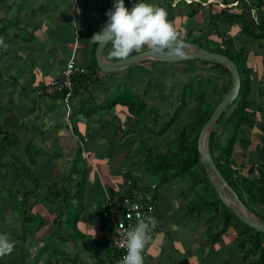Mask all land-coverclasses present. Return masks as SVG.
Listing matches in <instances>:
<instances>
[{
	"label": "crops",
	"instance_id": "1",
	"mask_svg": "<svg viewBox=\"0 0 264 264\" xmlns=\"http://www.w3.org/2000/svg\"><path fill=\"white\" fill-rule=\"evenodd\" d=\"M135 2L128 0L126 6L124 1L125 7ZM148 2L167 11L179 39L191 32L200 34L192 26L196 3ZM112 7L113 0H0V235L14 244L11 254L0 257V264H114L115 250L106 247L110 229L102 211L108 202L124 209L127 202L140 199L154 204L161 221L142 253L145 264H249L253 259L238 248L234 226L213 243L222 229V210L217 214L203 204L199 186L192 190L177 177L162 182L146 167L149 157L166 153L173 129L188 116L189 110L182 111L173 126L156 135L175 111V93L196 81L200 70L205 74L210 64L149 60L104 74L95 62L88 88L77 87L70 110L63 105L62 94L36 96L69 61L86 71L92 68L97 44L91 38L103 28ZM201 7L206 9L202 3ZM186 45L185 52L196 42ZM231 47L240 45L232 40ZM250 48L249 68L257 82L264 83L263 60ZM110 49L111 44L105 46L103 58L120 60H109ZM146 50L150 49L139 52ZM124 87L132 88L152 108L145 120L138 122L120 105L103 108ZM255 92L251 98L263 109L264 97ZM255 124L256 135L262 138V124ZM260 140L252 144L253 150ZM233 159L235 171L240 169L248 178L247 157ZM204 171L212 186L220 185ZM233 178L227 183L232 191H222L225 201L243 205L261 222L258 215L263 213L249 204L242 190L239 198Z\"/></svg>",
	"mask_w": 264,
	"mask_h": 264
},
{
	"label": "trees",
	"instance_id": "2",
	"mask_svg": "<svg viewBox=\"0 0 264 264\" xmlns=\"http://www.w3.org/2000/svg\"><path fill=\"white\" fill-rule=\"evenodd\" d=\"M222 2L224 6L230 3H236L239 6L222 8L218 4L212 3L208 4L206 9H203L197 5L196 15L200 14L201 24L204 28L205 25L210 28V35L215 37L216 41L213 42L215 47L212 50L205 41H198L199 43H196V46L223 55L231 60L238 68L241 87L237 99L225 110L226 112L222 114L210 131L208 152L223 178L225 174L228 179L235 175L233 179L236 180L240 188L238 189L239 198L242 196L239 191L242 190L247 195L249 204L261 210L263 214L258 215V218L264 223V136L261 138L260 144L250 152V134L256 126L255 115L257 112H263V109L256 105L251 95L253 89H255V93L258 94L259 98L264 97V83H256L255 73L252 68H249V64L252 63L250 47L254 42L259 43L257 50L262 52L261 59H263L264 66V15L262 16L260 11L264 5L263 0H223ZM251 10H255L256 21L251 15ZM235 38L237 41L239 40V51L231 47V42ZM92 60V68L87 70L89 75L76 80L73 89L74 94L78 91L77 87L79 89L82 87L88 88L91 75L96 71L94 57H92ZM201 64L207 65L205 62ZM197 68L196 66V72L199 71ZM191 69L193 68L191 67ZM201 71L203 70L196 74V81L186 83L180 94H175L176 101L173 104V107H176L175 111L170 116V120L166 122L165 128L156 134L161 135L167 129V126H173L182 111L189 110L188 116L184 117L182 124L173 129L172 145L164 155L149 157L146 167L152 170L154 175L158 176L162 182L178 177L184 172L190 173V176L194 178L192 187L200 185L203 192L205 197L203 204H206L209 210H213L217 214L219 208L222 210L220 213L222 214V229L214 237L213 243L220 239L228 227L234 226L238 233V248L245 255L244 257L253 259L249 264H264V234L255 233L243 225L223 205L198 159L197 139L199 132L232 84L229 72L221 65H211L205 74ZM262 82H264V74ZM113 95L111 100L109 98L102 104L103 108H112L116 105L126 107L128 114L138 122L145 120L146 114L150 115L152 111V108L132 88L117 89ZM196 108H198L197 115L194 113ZM89 111L88 114L93 113L92 110ZM188 117L192 121L188 120ZM260 131L264 133V124H262ZM237 147L243 149L247 157L248 178L241 176V170L235 171L232 166L235 162L232 156L238 150ZM110 231L106 247L112 246L116 256L114 264H119L121 254L113 247V237Z\"/></svg>",
	"mask_w": 264,
	"mask_h": 264
},
{
	"label": "clouds",
	"instance_id": "3",
	"mask_svg": "<svg viewBox=\"0 0 264 264\" xmlns=\"http://www.w3.org/2000/svg\"><path fill=\"white\" fill-rule=\"evenodd\" d=\"M106 25L91 38L97 45L111 44L109 60L123 59L142 49L165 52L173 57H184L187 45L178 38L168 13L148 0H136L126 8L124 0H113V7L106 12ZM230 211V210H229ZM156 219L142 217L138 223L124 233L122 247L125 255L121 264H145L142 255L151 239ZM14 244L0 235V257L9 255Z\"/></svg>",
	"mask_w": 264,
	"mask_h": 264
},
{
	"label": "water",
	"instance_id": "4",
	"mask_svg": "<svg viewBox=\"0 0 264 264\" xmlns=\"http://www.w3.org/2000/svg\"><path fill=\"white\" fill-rule=\"evenodd\" d=\"M107 23V21H106ZM104 24V26L106 25ZM103 26V27H104ZM106 45L103 43L96 46L94 59L96 62L97 68L104 74H112L121 72L125 69H128L134 65L145 61H162L170 64H178L185 61H201L208 63L210 65H221L229 72L232 84L226 95L221 99V101L215 106L214 110L210 118L207 122L203 125L199 132V136L197 139V153L198 159L200 164L204 167V169L210 172L220 183L218 186L217 183L213 185L215 192L217 193L221 202L226 206L228 210H230L234 216L245 226L253 230L255 233L264 234V223L259 222L254 217L250 216L246 211V208L243 205L236 206L231 203L225 201L222 191L227 189L232 191L231 188L228 186L224 178L222 177L221 173L217 169L214 161L212 160L211 156L208 152V137L210 131L220 119L222 114L225 110L233 104V102L237 99L240 93L241 87V79L238 72L237 66L229 60L227 57L210 52L198 46L191 45L189 51L186 52L184 57H173L166 55L165 50L164 52L154 51V50H146L143 52H139L133 56L120 59L118 61L109 62L106 61L103 56V50ZM236 196V195H235Z\"/></svg>",
	"mask_w": 264,
	"mask_h": 264
},
{
	"label": "built area",
	"instance_id": "5",
	"mask_svg": "<svg viewBox=\"0 0 264 264\" xmlns=\"http://www.w3.org/2000/svg\"><path fill=\"white\" fill-rule=\"evenodd\" d=\"M88 73L85 68L76 64L71 60L66 67L60 72L57 78L48 83L44 88L36 91L37 97H53L62 94V102L67 110L71 109V101L74 94V86L76 80L87 76ZM135 195V192H134ZM135 196H138L137 194ZM151 216L156 219V225L151 233V238L160 230L161 221L156 212L155 206L150 201H133L127 202L124 209H119L111 203H107L105 209L102 211V218L109 226L113 237V247L120 252L121 257L119 264H121L122 257L125 255V248L123 244L124 233L131 230L142 217Z\"/></svg>",
	"mask_w": 264,
	"mask_h": 264
},
{
	"label": "rangeland",
	"instance_id": "6",
	"mask_svg": "<svg viewBox=\"0 0 264 264\" xmlns=\"http://www.w3.org/2000/svg\"><path fill=\"white\" fill-rule=\"evenodd\" d=\"M125 1V3H126V6H128V0H124ZM180 1V0H179ZM185 1V0H184ZM188 0H186V2H187ZM202 2V5H204V7L206 8V6H208V4H212V3H215V4H218L220 7H222V8H230V7H234L235 8V6H239V5H237L236 3H234V4H228L227 6H224L223 5V3L221 2V1H223V0H220V1H217V0H207L206 2H203V1H205V0H201ZM240 1V0H239ZM245 1H248V0H245ZM185 2V3H186ZM178 3V2H177ZM184 3V2H183ZM188 3V2H187ZM196 3V7H197V5H199V6H201V3H198V1H193V0H189V3L188 4H190L191 6H193L194 4ZM176 4V3H175ZM187 5V4H186ZM263 5H264V0H263ZM239 8H241V7H239ZM238 8V9H239ZM243 9L245 10V7L243 6ZM261 13H262V16L264 15V6H263V8H261ZM251 15H252V17H254V19H255V21L257 20V17L255 16V10H251ZM191 23H192V21H191ZM192 26L193 27H195L196 26V33L198 32V33H200V34H196V36L191 32L189 35L188 34H185V37L183 36V35H181L180 36V40L182 41V42H184L185 44H186V42H196V43H199L198 41H200V42H203V41H205V42H207V45H208V47H210L211 49H214V47H215V43H213L214 42V40H213V36H211L210 35V28L207 26V25H205V28L203 27V25L201 24V16H200V14H197L196 15V22H193L192 23ZM220 29V28H219ZM188 38V40H186ZM233 40H235L236 42H237V46L239 45V40L237 41V39L235 38V39H233ZM204 42V43H205ZM201 44V43H200ZM258 42H254L253 44H252V48L254 49L253 51L254 52H257V54L259 55L258 57L261 59V53L262 52H260V51H258L257 49V46H258ZM237 51H239V49H237ZM263 60V59H262ZM198 67L199 68H201L199 65H198ZM262 67H264L263 65H262ZM253 71V70H252ZM257 75L255 74V77H256ZM195 80H196V78H195ZM256 83H257V81H256ZM183 85V84H182ZM175 94H177V93H175ZM263 110H264V108H263ZM197 112H198V108H196L195 109V113H196V115H197ZM226 112V111H225ZM264 112V111H263ZM257 115H258V118L257 119H255L258 123H261L262 124V122H263V119H264V117H263V113H259V112H257L256 113ZM261 121H259V120ZM188 120H190V117H188ZM190 121H192V120H190ZM264 123V122H263ZM258 128H259V126H255L253 129H252V131H251V137H250V139H251V146H252V144L254 143V144H256V143H259V142H257V141H259L260 140V138H261V136H259V135H256L257 133H256V130H258ZM260 130V129H259ZM253 132V133H252ZM237 151H235L234 153H233V156L235 157V158H240L241 156H245V154H244V152H243V149H241V148H239V147H237ZM251 150H253L252 149V147L250 148V152H251ZM244 154V155H243ZM232 156V159L234 158ZM224 178H225V180H226V182H227V180H229L228 178H227V176H226V174L224 175ZM158 180V179H157ZM177 180H179V181H182L184 184H185V187H190V186H192L193 185V182H194V178L192 177V176H190V173H188V172H184V173H182V174H180L178 177H177ZM230 182L232 183V181L230 180ZM233 184V183H232ZM199 186V188H200V185H198ZM192 190L193 189H196V187H190ZM242 197H243V195H242ZM221 201V200H220ZM251 208V207H250Z\"/></svg>",
	"mask_w": 264,
	"mask_h": 264
}]
</instances>
